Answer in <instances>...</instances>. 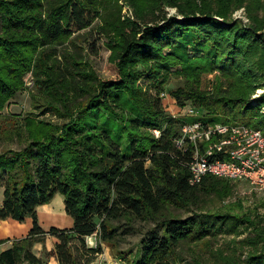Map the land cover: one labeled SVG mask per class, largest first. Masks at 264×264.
<instances>
[{
	"label": "trees",
	"instance_id": "16d2710c",
	"mask_svg": "<svg viewBox=\"0 0 264 264\" xmlns=\"http://www.w3.org/2000/svg\"><path fill=\"white\" fill-rule=\"evenodd\" d=\"M120 1L0 0V110L32 71L48 105L65 118H29L27 144L0 153V222L33 220L27 235L0 251V264H46L33 247L48 235L56 238L58 264H90L103 242L115 248L122 220L155 223L127 264H171L178 246L240 234L241 225L250 233L246 256L217 254L223 264H264L263 217L241 201L185 218L172 211L198 205L204 194L226 200L235 181L207 175L191 183L192 150L175 142L187 121L166 112L161 96L171 74H181L191 87L170 91L178 105L191 102L208 110V122H242L264 133V0H122L133 17L123 15ZM241 9L247 23L233 16ZM96 20L116 78H102L73 52L63 63L55 51ZM208 73L218 80L210 91L201 88ZM57 193L73 225L46 230L38 207ZM95 233L97 245L88 247Z\"/></svg>",
	"mask_w": 264,
	"mask_h": 264
},
{
	"label": "rangeland",
	"instance_id": "374dc122",
	"mask_svg": "<svg viewBox=\"0 0 264 264\" xmlns=\"http://www.w3.org/2000/svg\"><path fill=\"white\" fill-rule=\"evenodd\" d=\"M120 2L123 4V15L133 17L132 9L122 0ZM166 10L169 16L177 14V9L174 7H166ZM233 16L241 18L245 23L249 21L244 9L236 11ZM97 22L98 20L94 21L87 28L77 29L73 32L71 39L58 45L55 51L63 63H66L64 56L69 52H73L80 59L83 58L90 62L102 78H116L118 75L117 67L110 62V50L107 47L106 37L97 32ZM192 54L194 55L195 53L192 52ZM172 69L176 70V67ZM216 74H205L201 88L209 91L212 90L218 81L216 80ZM24 79L25 89L19 91L9 100L5 108L0 110V153L6 150L18 151L27 144L25 126L29 118L57 123L65 121V118L60 113L48 105V94L43 87H40L39 83L35 84L32 71H29ZM140 83L144 87H152L147 79L142 78ZM179 87L190 88L191 86L181 74H171L169 81L165 85L167 92L161 94L163 107L166 112L176 117L180 123L193 120L194 118L195 120L208 122L207 117L210 114L206 108L196 106L191 102H187L184 107L178 105L176 98L170 94V91L176 90ZM58 198L62 199V207L64 208V197L60 193H57L53 198L55 205L59 206ZM2 199L3 188H0V205ZM234 201H241L245 210L250 209L259 212L263 217L261 226L264 227V191L253 189L249 182L244 180L235 181V192L226 200H221L214 194H204L201 195L198 205H191L189 207L173 205L171 209L176 215L185 218L193 214L207 212L208 210L222 211L225 204ZM96 220L98 221V218ZM57 221L58 223L66 224V220H63L61 214ZM115 225L120 228V235L114 244L115 248L109 243L103 242V252L98 254L96 259L90 264H127L129 259L132 260L139 254L142 238L155 226V223L152 220H138L131 226L126 220H122L115 223ZM22 228L23 226L19 228L21 230L9 237L0 238L11 239L0 244V251L6 246L12 245L14 238H20L28 234L26 231L21 232ZM240 229L242 230L240 234L222 232L202 242L184 243L178 246L168 259L171 264H197V260L205 264H223L221 257L217 254V250H222L225 254L234 255L237 258L245 257L249 247L245 246L244 239L250 233L243 225L240 226ZM52 237L51 235L46 236L45 243L38 242L33 247V250L46 261V264H58L54 256ZM86 241L88 247H95L97 245L96 233L88 236Z\"/></svg>",
	"mask_w": 264,
	"mask_h": 264
},
{
	"label": "built area",
	"instance_id": "2783aa9c",
	"mask_svg": "<svg viewBox=\"0 0 264 264\" xmlns=\"http://www.w3.org/2000/svg\"><path fill=\"white\" fill-rule=\"evenodd\" d=\"M154 132L160 136V130ZM175 142L182 150H192V184L213 175L244 180L253 189L264 191V133L260 128L245 123L187 121Z\"/></svg>",
	"mask_w": 264,
	"mask_h": 264
},
{
	"label": "crops",
	"instance_id": "0c3cea01",
	"mask_svg": "<svg viewBox=\"0 0 264 264\" xmlns=\"http://www.w3.org/2000/svg\"><path fill=\"white\" fill-rule=\"evenodd\" d=\"M55 201H56V199H55ZM58 201H59V206H56L55 202L52 200L51 202L40 205L38 207V216H39L40 224L46 230H48L52 226L64 228V227H71L73 225L72 217H70L65 212V204H64V208L62 207V205H63L62 199L58 198ZM60 214L62 215L63 220H66V224L58 223L57 220H58V217L60 216ZM17 225H19V226H17ZM32 225H33V220L30 217H28L23 223H20L19 221L14 220L12 218L2 220L0 222V238L1 237H9V236L13 235L15 232L21 230L19 228H21L22 226H23V228H22L21 232L26 231L28 233L30 231ZM52 240L55 243L56 238L52 237ZM10 246H6L2 250L6 249ZM56 262H57V260H56Z\"/></svg>",
	"mask_w": 264,
	"mask_h": 264
},
{
	"label": "bare ground",
	"instance_id": "6f19581e",
	"mask_svg": "<svg viewBox=\"0 0 264 264\" xmlns=\"http://www.w3.org/2000/svg\"><path fill=\"white\" fill-rule=\"evenodd\" d=\"M91 239V238H90ZM93 240V239H92ZM116 264H119V263H116Z\"/></svg>",
	"mask_w": 264,
	"mask_h": 264
}]
</instances>
